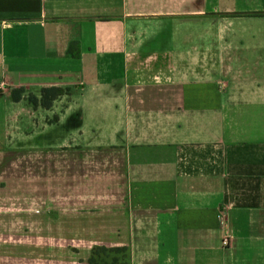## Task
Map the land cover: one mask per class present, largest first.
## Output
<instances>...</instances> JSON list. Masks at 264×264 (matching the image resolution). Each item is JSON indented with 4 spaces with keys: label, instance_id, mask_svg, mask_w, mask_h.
Segmentation results:
<instances>
[{
    "label": "crops",
    "instance_id": "obj_1",
    "mask_svg": "<svg viewBox=\"0 0 264 264\" xmlns=\"http://www.w3.org/2000/svg\"><path fill=\"white\" fill-rule=\"evenodd\" d=\"M0 84V264H264V0H0Z\"/></svg>",
    "mask_w": 264,
    "mask_h": 264
},
{
    "label": "trees",
    "instance_id": "obj_2",
    "mask_svg": "<svg viewBox=\"0 0 264 264\" xmlns=\"http://www.w3.org/2000/svg\"><path fill=\"white\" fill-rule=\"evenodd\" d=\"M238 14V13H233ZM250 15L263 14L262 12H249ZM76 41H72L69 44V52L77 56L78 46ZM69 88L61 87H43L40 90L39 99L34 95H29L28 100L37 105L39 102L41 106L48 108L51 106L52 101L60 95L68 94ZM22 89H16L13 91V98L18 99L21 96ZM89 264H130L129 249L125 246L122 247H106V246H93L91 254L88 259Z\"/></svg>",
    "mask_w": 264,
    "mask_h": 264
},
{
    "label": "built area",
    "instance_id": "obj_3",
    "mask_svg": "<svg viewBox=\"0 0 264 264\" xmlns=\"http://www.w3.org/2000/svg\"><path fill=\"white\" fill-rule=\"evenodd\" d=\"M3 88H2V85L0 84V91L2 90ZM219 226L221 227V223L219 224ZM222 245L223 246H227L228 245V243H229V239H228V237H224L223 239H222Z\"/></svg>",
    "mask_w": 264,
    "mask_h": 264
}]
</instances>
